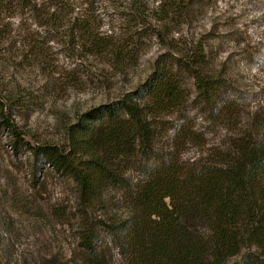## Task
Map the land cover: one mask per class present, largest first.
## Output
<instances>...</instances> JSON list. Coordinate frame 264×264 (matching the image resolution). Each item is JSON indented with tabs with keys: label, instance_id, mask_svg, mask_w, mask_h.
Returning a JSON list of instances; mask_svg holds the SVG:
<instances>
[{
	"label": "trees",
	"instance_id": "trees-1",
	"mask_svg": "<svg viewBox=\"0 0 264 264\" xmlns=\"http://www.w3.org/2000/svg\"><path fill=\"white\" fill-rule=\"evenodd\" d=\"M205 1L159 0L151 10L156 26L136 6V13L124 17L140 25L121 39L100 33L87 15L89 7H78L75 0H48L43 6L0 0V49L5 20L26 11L38 27L66 36L79 63L78 82L92 75L87 62L96 59L125 73L140 57L137 42L143 36L162 42L141 82L67 126L68 151L54 144L33 149L53 169L68 172L86 200L103 201L106 190L119 189L122 211L102 226L123 264H264V118L240 125L222 148H196L197 157H184L195 140L184 125L170 141L160 140L167 117L189 100L186 78L198 97L213 90L200 33L183 30ZM23 34L22 57L43 65L49 57L41 42ZM2 108L0 103L1 123L18 137ZM95 233L80 235L81 258L110 264Z\"/></svg>",
	"mask_w": 264,
	"mask_h": 264
},
{
	"label": "rangeland",
	"instance_id": "rangeland-1",
	"mask_svg": "<svg viewBox=\"0 0 264 264\" xmlns=\"http://www.w3.org/2000/svg\"><path fill=\"white\" fill-rule=\"evenodd\" d=\"M35 2L43 6L48 0ZM75 2L89 7L92 25L104 35L123 39L137 29L140 24L124 17L136 13V6L152 26L157 24L151 10L159 0ZM4 23L0 103L19 136L0 121V264H90L83 262L79 244L82 232L92 229L110 264H123L102 226L122 211L119 189L106 190L103 201L86 200L68 172L53 169L33 149L54 144L68 151L67 126L141 82L163 50L162 42L143 36L137 42L140 57L125 73L96 59L87 62L83 65L92 75L78 82L79 63L63 33L38 27L26 11ZM183 30L200 33L213 90L198 97L186 78L189 100L167 117L160 140L170 141L184 125L185 133L195 132L184 157H197L196 148H222L240 125L254 124L258 115L264 118V0H207ZM23 31L41 42L49 57L43 65L22 57Z\"/></svg>",
	"mask_w": 264,
	"mask_h": 264
}]
</instances>
